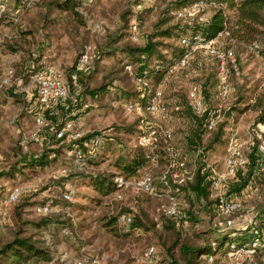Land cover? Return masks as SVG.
<instances>
[{"label": "rangeland", "instance_id": "374dc122", "mask_svg": "<svg viewBox=\"0 0 264 264\" xmlns=\"http://www.w3.org/2000/svg\"><path fill=\"white\" fill-rule=\"evenodd\" d=\"M17 1L20 0H7L9 12L15 11ZM49 1L51 0H34L18 26L24 29L31 28V25L37 31L29 50L34 52V58L40 56L38 68L49 76H59L67 81L72 72L70 69H73L71 67L75 65L86 46H90L92 50L91 69L95 65L93 59L97 50L104 48L112 38L119 35V38L126 37L116 42L117 48L124 42L141 46L146 42L148 34L154 32L159 21H170L163 24L160 30L181 23L176 17L177 0H81L79 11L85 17L86 26L72 27L71 32H67L58 27H46V3ZM210 11L209 8L202 10L205 18ZM66 16L54 9L48 13V20L62 18L64 22ZM134 22L139 24V31L135 35L137 38L133 37L130 30ZM34 23L38 26H34ZM48 33L54 38H46ZM15 34L16 31L4 19L0 23V234L8 238L20 226L51 256L49 261L32 260L27 264H147L144 255L147 247L152 245L157 251L154 264H169L167 249L178 239L177 232L182 242L188 240L196 244H211L213 248H217L216 242L222 232L232 231V234H236L256 222L257 216L260 218V210L264 209V170L261 172V185L258 181L257 187L251 185L244 191V210L227 218L219 214L217 200L210 186L208 200L192 197L193 195L186 191L187 186L183 187L178 198L184 214L176 227L171 226V222L160 209L165 198L161 200L140 193L130 185L102 198L101 203H93L90 196L94 193L88 185L90 181L83 176L102 170L113 177L122 175L116 166L117 156L127 153L129 147L138 146L137 138L147 127L173 130L172 142L183 154L188 168L192 170L203 168V163H206L201 159L203 154L210 164L221 169L233 132H237V140L242 144L245 156L249 158L258 140L255 126L264 122L258 119V110H240L235 106L244 89L250 90L246 92L250 102H255L257 96L264 93V53L253 54L244 48L233 46L238 54V63L233 66L236 72L230 66L222 73L216 58L203 50L192 52L189 63L183 67L179 65V61L169 65V73L155 86L163 91L164 100L168 104L178 102L183 110L187 109L186 99L188 104L191 88L201 85L207 88L203 96L208 108L222 106V118L218 124L225 122L223 137L218 143L207 146L208 138L219 127L216 126L217 130L215 128L211 132L202 127L205 145L194 147L193 150L188 148L186 140L187 135L197 127V123L192 121V114L188 110H182L180 114L171 112L168 115H153L147 111L128 114L126 105L143 103L136 99L140 86L131 78L125 77L123 68L128 61L124 58L125 55L105 57L100 66H105V71L108 72L115 66V76L122 77H116L118 83L113 86L112 93L104 95L102 103L110 109L105 111L96 108L97 103L90 96H84L87 101L70 114L73 126L67 133H108V128H112V125L118 127L123 122L126 135L124 140L119 138L114 146H109L111 141L106 142L100 151L107 152L108 157L102 155L104 160L93 164L89 160H100L99 153L96 157L87 154L85 159L78 160L74 148L68 146L69 139L54 145L47 143L45 146L43 142L31 140L30 136L36 129V115L31 113V104L28 108L23 106L24 100L28 98L23 89L30 85V79L20 87L16 86L17 80L13 78H8V83L3 82L7 78V71L16 62L14 52L9 48L17 46L14 41L20 37H12ZM231 45L226 40L218 42L221 49ZM105 73L107 72L97 73L95 79L88 78L86 84H89L90 88L101 84L107 86L113 77H104ZM223 80L229 87L226 94L221 91ZM12 86L17 95L10 92ZM120 90L122 92H119ZM125 90L129 95L124 93ZM137 117L141 118L138 123ZM129 124L135 127L131 128ZM199 150L203 151L200 156L197 155ZM44 157L45 159H42ZM166 165L167 159L162 157L158 166L153 168L159 190L164 189L160 176ZM151 168L148 161L134 176H123L132 183L135 179L143 177ZM16 193L18 198L11 200L12 195ZM65 193L71 195L72 200L65 199ZM47 202L52 203L53 211L42 215L37 211V207ZM190 205L193 211L191 218L186 212ZM124 214L132 216L131 224L120 223L119 220ZM111 216H116L114 225H108ZM135 219L139 222L138 226L133 225ZM220 220H225L224 228L216 226ZM209 257L210 264H233L234 261L240 264H264V255L259 257L254 254L251 258L242 255L234 259L230 258L229 252L226 253L224 249H220L215 256L212 255L213 261H210ZM94 260L98 263H94Z\"/></svg>", "mask_w": 264, "mask_h": 264}, {"label": "trees", "instance_id": "16d2710c", "mask_svg": "<svg viewBox=\"0 0 264 264\" xmlns=\"http://www.w3.org/2000/svg\"><path fill=\"white\" fill-rule=\"evenodd\" d=\"M198 0H177L176 1V12L188 5L193 4ZM207 3V7L211 11L206 16L204 20H198V18L192 19H184L179 18L181 23H176L167 26L160 30L161 26L170 22L169 20L158 22L154 32L148 34L146 38V42L139 46L137 44L131 42H124L123 45L119 48L116 47V42H119L121 39L126 37L119 38V36L112 38L104 48H101L99 51L97 50L96 56L94 60V67L90 69V66L85 69H77L78 59L81 55L79 54L75 65L70 69L72 70L71 74L68 75V80L71 83L72 91L71 95L64 103H58L54 105L52 108L46 110L45 118H46V126L44 133V140L42 141L45 146L47 143L50 145L57 144L59 142H66L67 136L58 137V132L64 126V124L73 119L70 114L78 110L83 104L87 101L84 96L91 97V99L97 103L96 108L103 109L108 111L110 109L107 105L103 104L102 101L104 99V95L111 94L113 91V86L117 85L118 78L120 76H115L117 73L116 67L113 66L112 70L105 71V66H100V62L104 60L105 57L111 58L116 57L117 55H125L124 58H127L128 61L124 64L125 69V77L131 78L134 82L136 80L134 77H142L145 78L148 82L147 87L140 86L137 90L136 99H140L144 104L147 102L150 93L153 92L156 88L155 86L159 85L165 76L169 73V65L179 61L187 52L186 48L183 47L180 43L183 37H190L196 32H200L206 39H210L216 37L218 33L225 32L224 36L221 37V40H226L232 45L226 49H232L236 61L232 62L230 59L227 60L226 68L228 69L230 66L237 65L238 63V54L235 50V47L244 48L251 53L255 54L256 52L264 53V0H204ZM25 0L17 1L18 4L15 7L16 12L20 9L21 6L25 4ZM81 6V0H51L46 3V27H58L62 28L64 31L71 32L72 27H85L86 20L83 14L79 11V7ZM58 10L61 13L66 14V19L62 18L48 20V13L53 10ZM14 12H10L9 16L0 17V23L3 20H7L10 25L14 24L11 19V14ZM26 12V11H25ZM24 12V13H25ZM24 15V14H23ZM18 21L21 22V18ZM34 26H38L34 23ZM31 28H22L18 26L19 33L21 37L15 40L17 46H10V50L13 52L20 51V59L14 63L12 67V75L10 78L17 79L19 77H26L28 75L31 76L32 73L37 70H41L38 68V62L40 56L38 58H34V52L29 50L30 46L33 44L34 35L37 34V31ZM70 29V30H66ZM39 30V29H38ZM77 31L76 29H74ZM51 34H47L46 38H49ZM19 40L22 42H19ZM255 43H258L259 46L256 49H253L251 46ZM22 45V46H20ZM211 56V55H210ZM190 59V58H189ZM218 62V61H217ZM189 63V60H188ZM187 63V64H188ZM131 66L134 76H132L129 71L126 69V66ZM234 69V67H233ZM235 70V69H234ZM100 72L105 73L104 77L112 76L113 79L110 80L109 84L105 85H95V87L90 88L89 84L85 82L88 78L95 79L96 74ZM116 72V73H115ZM236 72V70H235ZM75 74V76H74ZM122 78V77H120ZM124 78V76H123ZM86 85V86H85ZM201 87L202 92L204 93L207 88L204 86L198 85ZM115 89V88H114ZM242 94L239 95L238 102L235 107L240 110H248L250 108L254 110H258V119L264 122V93L257 96L255 102H250L247 99V93L250 90L244 89ZM10 92L14 95H17L15 92L14 86H12ZM119 92H122L121 90ZM125 94H128L126 90ZM206 93V92H205ZM135 99V100H136ZM24 103H31V101L24 100ZM189 104V102H188ZM187 104L186 99V108L182 110L183 112H187V110L192 114V121L197 123V127L193 128L192 132L187 135V145L192 150L194 147H202L205 145L203 142V131L205 115L196 114L190 104ZM241 105V107H239ZM91 109V108H89ZM140 117H137L136 122L140 121ZM123 123V122H122ZM120 123L118 127L112 125V128H108V141H111L109 146H114L115 142L120 139L124 140V136L126 135V129L124 124ZM135 127V125H131ZM220 125V126H219ZM225 122H222L217 125L219 129L217 131H213V134L208 138L207 146H211V144L218 143L223 137ZM130 128V129H131ZM205 129V128H204ZM103 132V131H101ZM107 132V131H106ZM211 132V131H210ZM98 131L96 134H99ZM94 133L84 134L81 138L77 140H70L68 144L72 149L75 145H82L84 139H89L94 136ZM120 138V139H119ZM224 139V138H223ZM120 143V142H119ZM126 144H124V147ZM135 147V146H134ZM101 153V154H100ZM98 156L100 160H96V158L90 159L89 161L93 164H99L104 160V157H108V154L100 152ZM150 152L145 148L136 146L135 148L129 147L127 149V153L117 156L116 166L120 173L125 177L129 178L134 176L139 169L143 168L147 165L149 161ZM183 155V154H182ZM97 157V158H98ZM42 159H45L42 158ZM263 166H259V162L257 160L256 147L253 149L252 154L249 156V162L244 172L239 171L237 181L233 182L228 191L242 193L244 190L250 188V185L253 187H257L260 182L263 181L261 179ZM210 170L205 168H199L196 172L195 177L188 181L183 187H186V191L193 195L198 200H208L209 199V186H210ZM261 173V174H260ZM264 177V176H263ZM262 177V178H263ZM84 179H88L90 182L88 185L92 188L94 193L91 197L93 203L102 202V198L109 197L112 193L117 190V186L114 182L113 175L108 172H93L90 174H85L83 176ZM82 179V178H80ZM256 184V185H255ZM182 187V188H183ZM147 194L145 192H140ZM192 205V204H191ZM190 208L186 211L189 214V218L192 217L193 211ZM184 211V210H183ZM260 218L256 217V222L253 224L258 230L259 234H264V209L260 210ZM17 215L19 218V213L17 211ZM163 215L171 222L172 227L179 226V220L173 217L167 216L163 213ZM116 223V216H111L110 223L108 225H114ZM141 224L143 222L141 221ZM134 226H138L139 222L137 219L134 220ZM144 226V225H143ZM232 231H224L222 232V238L220 234V238L218 240L217 248H213L211 244H196L191 241L185 240L181 241L180 234L177 232V238L173 241L172 245L167 249L169 264H210L208 261V257L212 255H216L220 249H224L226 253L230 251L229 244L230 243H238L239 245L245 244L256 238V234L252 230V225L242 229L241 231H237L238 233L232 234ZM236 232V231H235ZM228 243V244H227ZM153 246V245H152ZM150 247V246H148ZM147 247V248H148ZM155 247V246H154ZM175 250L177 253L175 255ZM256 254L261 257L264 255V240L260 239L258 245L256 246ZM51 259L50 254L39 245L37 240H34L33 236L26 233L22 227L18 226L17 229L13 232L12 236L6 238L0 234V264H27L32 260H42L49 261Z\"/></svg>", "mask_w": 264, "mask_h": 264}, {"label": "built area", "instance_id": "2783aa9c", "mask_svg": "<svg viewBox=\"0 0 264 264\" xmlns=\"http://www.w3.org/2000/svg\"><path fill=\"white\" fill-rule=\"evenodd\" d=\"M25 4L20 7L16 12L11 14V19L16 24L20 20L21 15L29 9L34 0H25ZM207 7V3L204 0H198L187 7H184L176 12L177 18L192 19L198 18V20H204L205 16L202 14V10ZM7 0H0V17L9 16ZM131 33L134 38L139 31V24L134 22L130 27ZM225 32H220L216 37L206 39L202 33L196 32L190 37H183L180 41L181 45L186 48V54L179 60L180 66H185L188 63L190 55L194 51L203 50L207 54L216 58L219 63L220 70L224 73L226 70L227 60L230 59L232 62L236 61L235 54L232 49H221L218 46V42L221 40V37L224 36ZM259 44L255 43L251 47L253 49L258 48ZM90 46H86L85 50L81 53L78 63L77 71L80 69H85L90 66L92 62V50ZM264 55V54H263ZM126 69L129 73L134 76L131 66H126ZM12 75V68L7 71V78L3 80L4 83H8V78ZM75 76V74H74ZM136 82L143 87L148 86V82L145 78L134 77ZM16 86H22L23 78L16 79ZM30 85L26 89H23L27 93V99L31 101L32 108L31 113L35 116L36 129L34 133L30 136L31 140L42 142L44 140L46 118V110L52 108L54 105L64 103L71 95L72 86L69 81L59 76H49L46 72L37 70L32 73L30 76ZM229 90L228 85L223 82L221 83V91L226 94ZM189 102L198 114L205 115L204 128L206 131L210 132L216 128L218 123L222 118V106L217 105L213 108H208L205 103L203 92L200 86H193L189 92ZM182 106L178 102L168 104L164 100V93L160 89H155L150 93V96L147 102L140 103H130L125 106V110L129 113H138L141 114L144 111L149 112L153 115H168L171 112L177 113L180 112ZM148 122H146V125ZM73 122L71 120L67 121L63 128L59 130L58 137L67 136L69 140H77L81 138L84 134L76 131L74 134H68L67 132L71 130ZM141 128V127H140ZM255 132L257 135V145H256V154L259 166L264 165V124L257 123L255 126ZM108 134L106 132H100L95 134L89 139H84L82 145H75L74 154L78 160L85 159L87 154L96 157L100 153V149L103 148L108 141ZM41 138V139H40ZM173 130L156 128V127H147L137 138V145L145 148L150 152L149 162L152 166L151 169L145 172L144 176L138 179H135L132 183L125 178L123 175L117 174L113 177L114 182L117 186V189L127 188L130 185L138 191L145 192L153 197L158 199L165 198L160 205L161 211L170 217L175 219H180L183 217L184 211L178 195L182 192V187L188 182L191 181L197 170H192L188 168L186 159L181 154L180 150L176 148L173 144ZM203 154V151H198V156ZM201 158L204 162V169H209L210 172V189L214 193L217 200V207L219 214L225 218L230 217L242 210H244L245 202L243 193L230 192L229 185L237 181L239 171L244 172L249 162L244 154L242 144L237 140V132H233L229 138V145L227 148V155L223 160V167L218 169L214 164H210L207 161L205 154ZM165 157L167 159V165L162 171L160 176V182L163 185L164 189L159 190L155 183V176L153 168L157 167L161 158ZM251 186V185H250ZM247 190V189H246ZM230 192V193H228ZM18 194H13L11 200H16ZM64 198L72 200V196L65 193ZM37 211L42 215H48L53 211L52 203H44L37 207ZM120 223L131 224L132 216L130 214H124L120 218ZM226 222L225 220H220L217 222L216 226L224 228ZM255 224V222H253ZM252 230L256 234V238L251 240L248 243L239 245L238 243L229 244V255L230 258H238L239 256L245 255L248 258H251L256 255V246L259 243V240H264V234H259V230L253 226ZM156 248L150 246L145 252V262L147 264L155 263ZM210 261H213L212 256L209 257ZM94 263H98L97 260H94ZM233 264H240L238 262Z\"/></svg>", "mask_w": 264, "mask_h": 264}, {"label": "crops", "instance_id": "0c3cea01", "mask_svg": "<svg viewBox=\"0 0 264 264\" xmlns=\"http://www.w3.org/2000/svg\"><path fill=\"white\" fill-rule=\"evenodd\" d=\"M12 26V28L16 31V34L14 35V36H12V37H14V38H18V37H21V35H19L20 33H19V29H18V24H12L11 25ZM54 37L51 35L50 36V39H53ZM48 45H50V43L48 44ZM20 56H21V54H20V51L19 52H14V54H13V57H14V59H16V61H18L19 59H20ZM13 67V66H12ZM19 78H22V77H19ZM30 79V75H28V76H26V77H23V82H22V85L25 83V82H27L29 79ZM18 79V78H17ZM28 101H29V99H27ZM29 105H30V103L28 104V103H24V107H29ZM31 106V105H30Z\"/></svg>", "mask_w": 264, "mask_h": 264}]
</instances>
